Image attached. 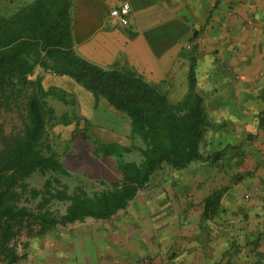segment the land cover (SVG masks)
Segmentation results:
<instances>
[{
	"label": "crops",
	"instance_id": "0c3cea01",
	"mask_svg": "<svg viewBox=\"0 0 264 264\" xmlns=\"http://www.w3.org/2000/svg\"><path fill=\"white\" fill-rule=\"evenodd\" d=\"M31 1L0 0V13L12 15ZM70 1L72 44L80 57L103 69L137 77L166 93L171 101L186 95L191 56L194 57L196 92L203 99L209 122L201 151L204 153L206 143L208 155L218 151L222 154L214 161L198 160L189 165L207 162L210 170L181 176L175 190H181L182 196L175 204L179 210L187 205L191 208V218L185 221L206 226L213 248L221 240L229 245L239 240L241 252L253 254L254 264H264V0H127L131 4L127 25L109 15V10L124 0ZM61 82L49 87L72 93L73 110L91 126L89 117L98 114L101 118L102 112L124 125L119 131L89 127L101 143L129 144L124 138L134 136L124 112L102 96L95 98L75 80L74 90ZM165 183L164 187L170 186L168 181ZM164 187H160L161 191ZM206 196L213 213L203 221ZM150 218L153 219L148 224L155 225L157 218ZM179 220L181 223L183 218ZM172 230L176 231L175 227ZM163 234L161 231L158 237L141 244L156 264H164L159 261L164 255ZM116 236L73 232L64 235L63 240L50 238L37 252L39 259L47 260L39 264H57L50 259L61 254L68 261L65 264H88L93 249L108 257H102L99 264H112L114 253L109 251V238L115 237L119 243ZM118 243L115 246L113 240L112 246L119 255L120 251L124 253L123 264L133 263L134 258L129 257L131 246ZM173 243L171 240L168 245ZM57 244L66 250L56 249Z\"/></svg>",
	"mask_w": 264,
	"mask_h": 264
},
{
	"label": "trees",
	"instance_id": "16d2710c",
	"mask_svg": "<svg viewBox=\"0 0 264 264\" xmlns=\"http://www.w3.org/2000/svg\"><path fill=\"white\" fill-rule=\"evenodd\" d=\"M70 6V0H32L12 15H0V91L14 92L19 84L31 86L26 94L22 133L0 153V255L9 262L16 257L8 242L24 222L37 223L45 230L88 218L110 219L127 207L163 165L184 169L194 161H214L222 154L218 151L204 155L201 151L209 122L203 99L196 92L193 56L189 89L182 99L171 101L166 93L137 77L103 69L80 57L72 44ZM195 37L197 31L193 33ZM37 66L73 78L95 98L104 97L128 116L132 135L143 143L133 146L140 154L136 161L124 159V154L132 150L130 146L95 141L96 154L115 157L120 181L91 194L81 187L69 195L58 191L52 196L68 202L60 215L47 210L34 212L15 201V187L24 185V177L34 172L67 173L55 151L44 153L40 147L46 123L56 116L46 97L57 92L53 87L45 89L41 76L33 81L27 79ZM50 185L47 179L44 187Z\"/></svg>",
	"mask_w": 264,
	"mask_h": 264
},
{
	"label": "rangeland",
	"instance_id": "374dc122",
	"mask_svg": "<svg viewBox=\"0 0 264 264\" xmlns=\"http://www.w3.org/2000/svg\"><path fill=\"white\" fill-rule=\"evenodd\" d=\"M0 15L6 16L1 13ZM37 76L42 77L45 89L51 88L49 87L51 84L61 82L59 79L66 80L61 82L64 87L70 90L75 89L74 85L76 84H74L73 78L56 74L42 66H37L34 72L26 77L33 81ZM30 87V85L25 87L19 84L14 92L10 90L0 91V153L14 137L22 133L26 123V94ZM71 95L72 93L68 90L61 88L56 95L50 94L46 97L47 105L55 109L56 116L46 123L45 133L40 144L44 153L55 151L59 155L60 160L67 168V173L48 172L42 175L39 172H34L21 179L24 185L15 187V201L18 206H26L34 212L47 210L54 215H60L65 212L68 202L52 196L56 195L58 191L69 195L77 187H81L91 194L110 187L112 182L120 181L121 174L116 167L115 157L95 153V141L100 142V140L94 136V131L92 133L91 130L104 127L119 131L123 130L124 125L121 121H116L112 115L102 112L101 118L98 114L89 117L93 123L91 126L87 119L73 110L74 99ZM65 119L69 122L65 123ZM124 140L130 144L127 146L132 147L131 151L124 154V158L139 161L140 154L133 146H143L142 141L135 137L132 139V136L124 138ZM203 148L204 153L208 155L206 143ZM209 168L210 165L207 162L193 164L184 169H174L168 165H163L154 172L151 182L139 192L128 208L108 221L88 218L83 223H77L73 226H69V224L66 226L58 225L45 230H41L37 223L24 222V225L17 228L16 234L8 242V247L12 249L16 257L15 261L9 262L8 258L0 255V264H39L43 260L46 262V259L41 260L37 257L38 250L43 249L42 246L45 242L53 237L57 240H63L66 238L64 235L73 232L93 233L98 236L101 233L117 235L119 243L114 237L115 246L116 243H118L117 245L125 243L127 246L128 244L131 246L129 249L132 255L129 257L134 258V262L131 264H156L155 258L144 252L142 245L144 240L153 239L154 236L155 238L158 237L161 231L164 233L163 247L165 248L163 258L159 261L164 264H254L256 260L253 254L250 256L249 253H246L245 255L239 250L242 245L239 240H234L231 245L229 242L225 244L221 240L216 242V248H213L211 238L207 236L206 226H194L191 222L185 221V219L191 218V208L187 205L184 210L182 208L179 210L175 204L178 202V198L182 196L179 194L181 190H175L177 183L180 182V177H186L187 174L208 173ZM179 173L185 174L179 175ZM47 179L52 182V185L45 188L44 184ZM54 179H58L59 182ZM166 181L169 182V187H172V190L169 187H164ZM160 187H164L162 191ZM208 197L204 198L205 208L201 214L203 221L208 218L209 214L213 213V210L209 208ZM187 199H190L189 196ZM161 201L163 203H160ZM180 216L183 218L181 223ZM149 217L157 218V223L149 225L148 222L153 219H148ZM170 220H174L176 223H171ZM173 227L176 231L172 230ZM109 240V251L114 253L111 260L112 264H123L124 253L120 251L119 255V251L112 246V238ZM171 240L174 243L168 245ZM56 249L66 250L65 247L58 244ZM97 250L99 249H93V252L88 256V264H99L102 257L108 260L104 254L100 256ZM64 258L61 254L59 258L55 257L50 261L65 264L68 261L65 262ZM117 258L118 261H115ZM96 260L98 263H93Z\"/></svg>",
	"mask_w": 264,
	"mask_h": 264
},
{
	"label": "built area",
	"instance_id": "2783aa9c",
	"mask_svg": "<svg viewBox=\"0 0 264 264\" xmlns=\"http://www.w3.org/2000/svg\"><path fill=\"white\" fill-rule=\"evenodd\" d=\"M109 15L112 18H115L119 23L127 25L130 20L131 15V4L129 1L124 0L118 6L112 7L109 10Z\"/></svg>",
	"mask_w": 264,
	"mask_h": 264
}]
</instances>
